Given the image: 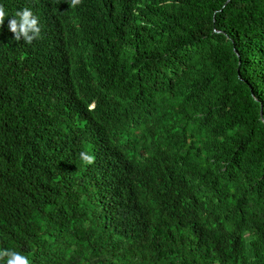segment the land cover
I'll return each instance as SVG.
<instances>
[{
	"label": "trees",
	"instance_id": "obj_1",
	"mask_svg": "<svg viewBox=\"0 0 264 264\" xmlns=\"http://www.w3.org/2000/svg\"><path fill=\"white\" fill-rule=\"evenodd\" d=\"M0 5V249L264 264V0Z\"/></svg>",
	"mask_w": 264,
	"mask_h": 264
},
{
	"label": "clouds",
	"instance_id": "obj_2",
	"mask_svg": "<svg viewBox=\"0 0 264 264\" xmlns=\"http://www.w3.org/2000/svg\"><path fill=\"white\" fill-rule=\"evenodd\" d=\"M69 9H75L82 3V0H66ZM7 13L0 5V27L3 26ZM8 29L13 34L16 41H23L27 45H31L34 41L41 39V28L39 19L33 14L31 9L25 7L16 11L8 21ZM79 159L84 165H92L95 163V156L87 150L79 153ZM0 261L3 264H30L27 256L15 250L0 249Z\"/></svg>",
	"mask_w": 264,
	"mask_h": 264
}]
</instances>
